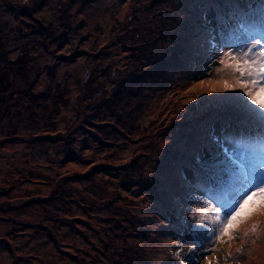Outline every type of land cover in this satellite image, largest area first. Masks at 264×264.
<instances>
[{
  "label": "rangeland",
  "instance_id": "374dc122",
  "mask_svg": "<svg viewBox=\"0 0 264 264\" xmlns=\"http://www.w3.org/2000/svg\"><path fill=\"white\" fill-rule=\"evenodd\" d=\"M256 2L0 0V264H264L259 198L192 231L257 127L221 91Z\"/></svg>",
  "mask_w": 264,
  "mask_h": 264
},
{
  "label": "snow or ice",
  "instance_id": "6c2138e0",
  "mask_svg": "<svg viewBox=\"0 0 264 264\" xmlns=\"http://www.w3.org/2000/svg\"><path fill=\"white\" fill-rule=\"evenodd\" d=\"M232 7V16L242 17L234 26L241 31L244 43L229 47L223 55L230 57L226 66L239 74V84L238 88L226 85L221 91L240 99L244 115L255 121L257 127L255 132L234 139V148L225 151L233 170L231 182L223 195H211L199 210V219H194L192 231L198 234L208 231L209 239L215 238L218 231L221 235L227 233L241 218L244 206L257 198L259 206L264 208V0H257L255 5L250 3L248 13L240 12V4ZM233 52L238 55H230ZM245 88L247 91L238 90ZM212 139L217 140L214 135ZM213 204L214 211L206 210Z\"/></svg>",
  "mask_w": 264,
  "mask_h": 264
},
{
  "label": "trees",
  "instance_id": "16d2710c",
  "mask_svg": "<svg viewBox=\"0 0 264 264\" xmlns=\"http://www.w3.org/2000/svg\"><path fill=\"white\" fill-rule=\"evenodd\" d=\"M248 1V0H247ZM241 3V2H240ZM241 4H243V3H241ZM245 6V5H244Z\"/></svg>",
  "mask_w": 264,
  "mask_h": 264
}]
</instances>
